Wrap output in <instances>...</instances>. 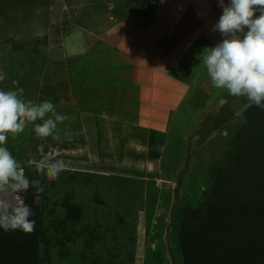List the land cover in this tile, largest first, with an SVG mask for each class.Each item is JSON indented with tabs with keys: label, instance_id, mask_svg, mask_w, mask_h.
Masks as SVG:
<instances>
[{
	"label": "crops",
	"instance_id": "0c3cea01",
	"mask_svg": "<svg viewBox=\"0 0 264 264\" xmlns=\"http://www.w3.org/2000/svg\"><path fill=\"white\" fill-rule=\"evenodd\" d=\"M45 1L38 8L39 26L32 25L26 36H11V46L0 44V90L23 88L25 100L51 101L57 113L69 117L58 125L59 140L37 138L29 125L6 145L29 180L38 179L44 188L38 198L41 264L46 236L58 233L59 205L65 230L106 234L126 229L130 218L106 210L127 201L126 173L144 170L145 179H129L155 188L152 182L176 184L162 177L165 153L176 137L183 141L182 162L188 156V142L206 112L200 101L213 88L198 57L223 39L213 30L223 11L219 0ZM31 46L34 52L25 50ZM145 151L143 164L137 155ZM45 155L70 166L49 181L27 163ZM74 205L86 212L69 221Z\"/></svg>",
	"mask_w": 264,
	"mask_h": 264
},
{
	"label": "rangeland",
	"instance_id": "374dc122",
	"mask_svg": "<svg viewBox=\"0 0 264 264\" xmlns=\"http://www.w3.org/2000/svg\"><path fill=\"white\" fill-rule=\"evenodd\" d=\"M46 2L0 0V44L7 45L13 35H28L32 31V25L39 26L38 8ZM12 47L16 49L15 44ZM18 47L22 49L21 46ZM34 47L25 50L34 52ZM22 64L23 61H18V66ZM200 102L207 105L204 121L188 142L185 161L182 162L184 148L180 149L183 141L179 138H171L165 153L162 177L164 180H173L176 184L152 182L158 185L155 188L144 180L146 175L141 172L144 170L126 173L127 201L120 205H107L106 210L124 211L130 218L126 220V229L119 228L106 234L97 229L94 235H76V231L65 230L62 226L65 219L62 218L59 205L58 233L56 235L52 231L46 236V242L43 243V264H62L60 259L64 257L75 260L74 264H184L179 240L184 213L189 209L198 210L210 200L212 170L218 169L232 150L233 140L244 121V113L251 107L246 106V98L233 97L226 90L214 87L206 102ZM146 156L145 151L142 158L137 155V159L145 164ZM127 159L130 160L129 157ZM134 175L144 179H129L128 176ZM51 206L54 212V205ZM73 207L77 208L78 216L86 212V208L82 210L74 205L68 209V217ZM142 213H147L148 217H156L146 221L141 219ZM54 222L52 219V223Z\"/></svg>",
	"mask_w": 264,
	"mask_h": 264
},
{
	"label": "clouds",
	"instance_id": "9594fccd",
	"mask_svg": "<svg viewBox=\"0 0 264 264\" xmlns=\"http://www.w3.org/2000/svg\"><path fill=\"white\" fill-rule=\"evenodd\" d=\"M219 4L223 11L213 30L223 39L214 47L205 48L198 59L214 88L246 98V106L264 108V0H230L227 5L219 0ZM23 97V88L0 90V229L31 234L36 221L31 219V207L19 194L30 187L39 194L44 188L38 179L29 180L22 163L6 145L9 136L16 139L29 125L34 126L37 138L59 140L58 125L69 117L57 113L51 101L35 103ZM27 163L34 165L37 174L52 181L71 162L45 155Z\"/></svg>",
	"mask_w": 264,
	"mask_h": 264
},
{
	"label": "trees",
	"instance_id": "16d2710c",
	"mask_svg": "<svg viewBox=\"0 0 264 264\" xmlns=\"http://www.w3.org/2000/svg\"><path fill=\"white\" fill-rule=\"evenodd\" d=\"M221 166L212 170L210 200L184 213L179 240L184 264H264V108L251 106ZM35 231L0 229V264H41L39 194H19ZM69 221L77 220V208Z\"/></svg>",
	"mask_w": 264,
	"mask_h": 264
}]
</instances>
